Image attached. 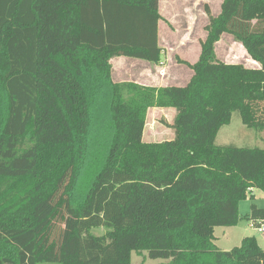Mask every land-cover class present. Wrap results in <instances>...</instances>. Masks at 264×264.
<instances>
[{
    "label": "trees",
    "instance_id": "trees-1",
    "mask_svg": "<svg viewBox=\"0 0 264 264\" xmlns=\"http://www.w3.org/2000/svg\"><path fill=\"white\" fill-rule=\"evenodd\" d=\"M160 1L0 0V264H264L256 237L215 245L264 192V149L216 144L234 113L264 130V0L205 7L186 86L115 83V58L161 63ZM224 34L259 66L219 60ZM152 108L177 111L173 139L143 142Z\"/></svg>",
    "mask_w": 264,
    "mask_h": 264
},
{
    "label": "crops",
    "instance_id": "crops-1",
    "mask_svg": "<svg viewBox=\"0 0 264 264\" xmlns=\"http://www.w3.org/2000/svg\"><path fill=\"white\" fill-rule=\"evenodd\" d=\"M224 0H162L159 4V13L163 20L159 22V46L164 49L162 61L159 65L130 58H115L123 65L131 68L129 77L133 80H126L144 87H184L190 81L193 71L175 60L179 57L181 61L195 64L201 54V42L207 38L205 28L208 24V15L202 5H209L213 16L221 13V5ZM205 6V7H206ZM193 20H199L193 26ZM196 29V31H194ZM190 32V33H189ZM195 50L194 55H188V51ZM216 54L219 60L227 64L245 63L246 66L258 67L245 48L237 43L230 35L224 34L216 43ZM174 57V58H173ZM168 62L164 66V63ZM113 66V65H112ZM136 66V68H133ZM129 69V68H128ZM129 72V70H128ZM123 76V75H122ZM113 77V76H112ZM115 82V81H114ZM160 111L168 109L152 108ZM151 111V109H150ZM172 129V128H170ZM173 138L175 132L171 133Z\"/></svg>",
    "mask_w": 264,
    "mask_h": 264
},
{
    "label": "rangeland",
    "instance_id": "rangeland-1",
    "mask_svg": "<svg viewBox=\"0 0 264 264\" xmlns=\"http://www.w3.org/2000/svg\"><path fill=\"white\" fill-rule=\"evenodd\" d=\"M205 6L206 5H202L201 8L204 9ZM209 7L211 8L212 4L211 6L209 5ZM193 21V26L197 25L199 29V20ZM194 31H196V29ZM194 51L195 50L188 51V55L193 56ZM175 60L178 64H180L181 59L179 57H176ZM167 64L168 62H165L164 66ZM238 64L245 65V63L240 62H238ZM112 65V76L115 83H127L129 79L133 80V78L129 77L132 67L123 65L117 60H114ZM250 66L251 65H248L247 67ZM133 68H136V66H134ZM176 115L177 111L175 109H168L165 111H160L157 109H151V111L149 110L142 136L143 142L158 143L173 139V135H171V133L174 132L172 126L174 125ZM216 144L218 146L232 145L239 148L249 147L264 149V130L260 132L247 128L243 125L239 115L237 113H234L231 123L222 127L220 132L218 133ZM83 179V187L86 188L87 184L89 183L88 175L85 174ZM253 194L255 196L254 200L248 199L247 201H244L240 204V214L242 216V220L239 222L238 226L233 228H217L215 230V245L218 249L223 251H231L235 247H240L242 241L245 238L256 237L259 246L264 250V232H260L259 228L253 225V222L243 218L250 213V207L252 204L257 205L260 208H264V192L261 190H254ZM101 233H104V231H98V234ZM168 263V260L150 259L146 252L140 254L133 252L131 255V264Z\"/></svg>",
    "mask_w": 264,
    "mask_h": 264
},
{
    "label": "built area",
    "instance_id": "built-area-1",
    "mask_svg": "<svg viewBox=\"0 0 264 264\" xmlns=\"http://www.w3.org/2000/svg\"><path fill=\"white\" fill-rule=\"evenodd\" d=\"M253 225L255 226V223H253ZM260 232H264V225H262L260 228H259Z\"/></svg>",
    "mask_w": 264,
    "mask_h": 264
}]
</instances>
